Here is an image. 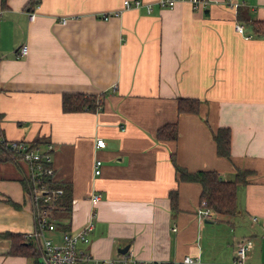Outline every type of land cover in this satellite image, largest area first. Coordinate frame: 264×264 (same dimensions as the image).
<instances>
[{
  "label": "crops",
  "instance_id": "0c3cea01",
  "mask_svg": "<svg viewBox=\"0 0 264 264\" xmlns=\"http://www.w3.org/2000/svg\"><path fill=\"white\" fill-rule=\"evenodd\" d=\"M123 1L0 0V132L41 152L52 145V182L71 189L70 213L55 216L46 237L60 242L91 221L89 243L78 248L108 260L128 247L143 264H189L184 257L236 264L235 248L249 238L243 264H264V37L250 24L264 21V0H230L237 7L208 0L202 10L140 0L149 13L121 10ZM63 93L100 95L103 103L67 113ZM179 98L197 99V111L178 112ZM168 124L177 138L159 140ZM219 128H229V158L216 154ZM172 159L188 173L212 170L223 180L248 171L237 214L201 219V185L180 180ZM26 173L23 161L0 162V264H35L9 251L10 236L25 242L36 226ZM170 191H177L174 212Z\"/></svg>",
  "mask_w": 264,
  "mask_h": 264
},
{
  "label": "built area",
  "instance_id": "2783aa9c",
  "mask_svg": "<svg viewBox=\"0 0 264 264\" xmlns=\"http://www.w3.org/2000/svg\"><path fill=\"white\" fill-rule=\"evenodd\" d=\"M178 2H186L195 10H202L205 8L208 0H158L157 4L161 8H173ZM226 3L230 6L237 7L230 0ZM144 7L146 11L151 12L150 4H144L140 0H124L121 10H129L131 8ZM30 21L36 17V12L28 11ZM120 14V10L104 14L103 19L116 17ZM62 19L61 22H65ZM235 31L239 34L243 33V26L236 24ZM248 38V37H247ZM19 54L21 56L27 55V46L20 47ZM100 105H98V109ZM3 139V138H2ZM3 141V140H2ZM97 148H104L105 142L102 138H96L94 142ZM5 147L17 156L18 160L23 161L27 166L29 176L28 193L32 204L34 205V216L36 220L35 229L31 232L23 234L24 241L33 243L34 249L37 250L39 255V264H143L141 261H136L132 258L129 252L124 254L118 253L115 257L108 260H100L94 258L93 255L82 248H78L80 244H88L90 231L93 229L91 221L86 223L79 229L78 232H65L62 233L60 242H56L51 237H46L45 233L55 229L53 219L48 214L45 204L54 202L63 195V190L59 187H50L46 184V179L49 177L52 181L54 169L51 160L52 145H47V150L41 152L38 149L29 146L23 141H5ZM102 162L100 159L95 160L93 166V174L100 175ZM93 198H98V195H93ZM198 215L201 219L213 220L215 217L214 212L207 207L206 201L200 203ZM255 220V219H253ZM253 245L249 238H244L239 241L235 248L234 263L243 264L246 252ZM185 263H195L196 259L184 257ZM158 264V263H155Z\"/></svg>",
  "mask_w": 264,
  "mask_h": 264
},
{
  "label": "trees",
  "instance_id": "16d2710c",
  "mask_svg": "<svg viewBox=\"0 0 264 264\" xmlns=\"http://www.w3.org/2000/svg\"><path fill=\"white\" fill-rule=\"evenodd\" d=\"M5 4V0H2V5ZM252 34L258 37H264V21L253 20L251 23ZM62 110L67 113H75L80 111H95L98 109V105L102 106L103 99L100 95H84L81 93H63L61 96ZM199 102L197 99H187L179 98L177 102V111L180 113H194L197 111ZM0 116V121H1ZM178 129L175 124H168L159 129L156 136L159 140H175L177 138ZM0 132V162L3 163L8 160L18 161L17 156L10 152L5 147V140ZM230 131L229 128H219L214 133V140L216 142V154L223 158H229L230 149ZM3 140V141H2ZM34 147V146H33ZM178 178L181 180H187L191 182H198L201 185V193L199 196L200 203L206 201V205L210 208L214 214L223 217L234 216L238 212L237 206V189L238 186L246 183V176L248 171L240 170L238 171L233 179L223 180L215 171H196V173L191 174L183 170L176 165L174 159H172ZM27 166V165H26ZM28 168V166H27ZM28 172V170H27ZM29 176L28 173L22 176L21 183L23 189L28 191L29 187ZM46 184L50 187H61L53 183L50 178L46 179ZM62 188V187H61ZM63 195L59 197L54 202L45 204V208L52 219L59 217V213L64 211L65 213H70V199H71V189L69 187H64ZM170 206L172 211L177 210V191L169 192ZM58 213V214H57ZM61 226V221L57 222ZM65 226V225H64ZM64 229V228H63ZM66 230V229H65ZM12 237L13 244L11 246V255H25L32 257L35 264H39L38 252L34 249L33 244L29 241L20 242L15 244L14 237Z\"/></svg>",
  "mask_w": 264,
  "mask_h": 264
},
{
  "label": "water",
  "instance_id": "95a60500",
  "mask_svg": "<svg viewBox=\"0 0 264 264\" xmlns=\"http://www.w3.org/2000/svg\"><path fill=\"white\" fill-rule=\"evenodd\" d=\"M128 250V247H124V249H119L118 253L124 254Z\"/></svg>",
  "mask_w": 264,
  "mask_h": 264
},
{
  "label": "rangeland",
  "instance_id": "374dc122",
  "mask_svg": "<svg viewBox=\"0 0 264 264\" xmlns=\"http://www.w3.org/2000/svg\"><path fill=\"white\" fill-rule=\"evenodd\" d=\"M55 230H56V228L54 230L50 231V232H53V231L55 232ZM50 232H47V233H50Z\"/></svg>",
  "mask_w": 264,
  "mask_h": 264
}]
</instances>
